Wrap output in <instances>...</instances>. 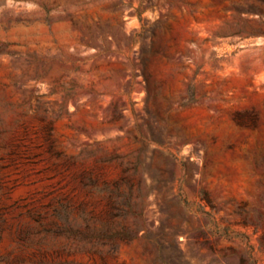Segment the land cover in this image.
I'll use <instances>...</instances> for the list:
<instances>
[{"label":"rangeland","instance_id":"obj_1","mask_svg":"<svg viewBox=\"0 0 264 264\" xmlns=\"http://www.w3.org/2000/svg\"><path fill=\"white\" fill-rule=\"evenodd\" d=\"M263 233L264 0H0V264H240Z\"/></svg>","mask_w":264,"mask_h":264},{"label":"trees","instance_id":"obj_2","mask_svg":"<svg viewBox=\"0 0 264 264\" xmlns=\"http://www.w3.org/2000/svg\"><path fill=\"white\" fill-rule=\"evenodd\" d=\"M191 100H194V93L193 91H191ZM257 232V231H256ZM72 235L76 236V238L78 239V241H85L87 240L88 238H91L93 237L89 231L87 230H83L82 228H76V229H73L72 230ZM114 236H119L123 239H130L131 236L128 234V233H125V232H119V233H115L112 235V237ZM96 237L98 238H103V236L101 235H97ZM111 237V236H110ZM260 245L258 246L259 250L262 252V255H263V258L262 259H258L254 256V253H255V246L253 245H250L249 246V251L247 253V258L246 259H243L240 264H264V233L261 235L260 237ZM116 248L115 247H110V251H114ZM96 250V249H95ZM95 252V251H94Z\"/></svg>","mask_w":264,"mask_h":264}]
</instances>
